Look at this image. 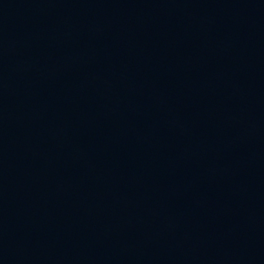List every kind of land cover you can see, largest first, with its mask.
<instances>
[{"label":"water","instance_id":"95a60500","mask_svg":"<svg viewBox=\"0 0 264 264\" xmlns=\"http://www.w3.org/2000/svg\"><path fill=\"white\" fill-rule=\"evenodd\" d=\"M0 264H264V0H0Z\"/></svg>","mask_w":264,"mask_h":264}]
</instances>
